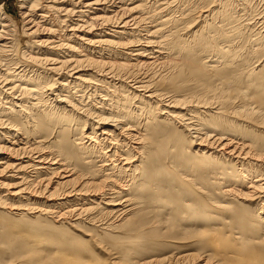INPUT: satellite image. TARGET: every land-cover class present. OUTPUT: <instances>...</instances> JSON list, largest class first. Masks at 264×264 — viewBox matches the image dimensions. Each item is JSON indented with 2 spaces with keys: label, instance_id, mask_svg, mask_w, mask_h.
<instances>
[{
  "label": "bare ground",
  "instance_id": "bare-ground-1",
  "mask_svg": "<svg viewBox=\"0 0 264 264\" xmlns=\"http://www.w3.org/2000/svg\"><path fill=\"white\" fill-rule=\"evenodd\" d=\"M19 1L0 264H264V0Z\"/></svg>",
  "mask_w": 264,
  "mask_h": 264
},
{
  "label": "rangeland",
  "instance_id": "rangeland-1",
  "mask_svg": "<svg viewBox=\"0 0 264 264\" xmlns=\"http://www.w3.org/2000/svg\"><path fill=\"white\" fill-rule=\"evenodd\" d=\"M233 3H235V0H232ZM20 1L19 0H0V5L2 6V9H3V12L5 13V15L12 20V23L13 26L11 27V29H9V31L7 30V28L5 29V33L8 35V37L11 36V34H15L12 37H14V39L17 41V43H19L20 47L22 48L25 44V42H28L29 41V37H27L26 35L24 36L23 32H24V29H26L27 27H30L31 24H28L27 23V18H24L23 16V8L20 6ZM260 5V4H258ZM257 5V6H258ZM24 8H26L25 6H23ZM258 11L260 12V10L264 11V6H258ZM22 8V9H21ZM263 8V9H262ZM21 13V14H20ZM23 16V17H22ZM25 20V21H24ZM31 21H34L33 19H30ZM30 23H33L31 22ZM25 22V24H24ZM15 27V28H14ZM16 29V30H15ZM15 30V31H14ZM12 31L14 33H12ZM17 33V34H16ZM7 37V38H8ZM28 39H27V38ZM24 42V43H23ZM21 43V44H20ZM23 45V46H22ZM75 128V127H73ZM71 129L69 131H71V133L73 134L74 130ZM19 223H22V221L20 220ZM77 230L74 231L73 229L71 228H68V232H70L72 234V237H77V235L81 234V231L79 228H76ZM64 235V240L65 241H71L73 240L72 237L70 236H67L66 234H63ZM107 238V237H105ZM104 238V239H105ZM86 239V238H85ZM90 243V242H89ZM91 245V244H90ZM92 246V245H91ZM218 247V246H217ZM94 250H96L94 248V246L91 247V250L89 248L88 252L85 253V256H84V259L86 261H88L87 263L89 264H127V262H117V263H114V262H110L108 256H106L105 252H103L102 254H98L97 252H95ZM190 252V251H189ZM194 253V252H193ZM120 256V255H119ZM120 259V258H119ZM109 261V262H108Z\"/></svg>",
  "mask_w": 264,
  "mask_h": 264
}]
</instances>
